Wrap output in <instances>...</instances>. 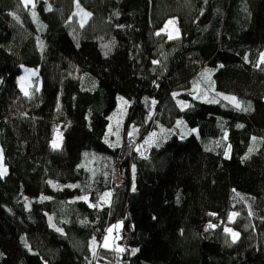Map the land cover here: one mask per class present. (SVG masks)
<instances>
[{
  "label": "trees",
  "instance_id": "16d2710c",
  "mask_svg": "<svg viewBox=\"0 0 264 264\" xmlns=\"http://www.w3.org/2000/svg\"><path fill=\"white\" fill-rule=\"evenodd\" d=\"M262 49L264 0H0V264H264ZM22 66L36 73L27 95ZM117 97L120 137L105 142ZM151 133L113 184L125 138ZM115 222L126 256L100 244Z\"/></svg>",
  "mask_w": 264,
  "mask_h": 264
},
{
  "label": "rangeland",
  "instance_id": "374dc122",
  "mask_svg": "<svg viewBox=\"0 0 264 264\" xmlns=\"http://www.w3.org/2000/svg\"><path fill=\"white\" fill-rule=\"evenodd\" d=\"M22 5L24 7H30L32 5V0H28V3L25 4L24 0H20ZM172 23H169V22ZM160 33H164L167 37L171 36H177L178 34V28H177V23H176V18H170L168 19L165 24L161 27V29L159 30ZM262 54H264V49H262L259 53V62H262ZM81 73V69L76 66L75 64H73L72 62L68 61L67 62V67H66V71L64 74L63 78H70L73 80H77L79 75ZM35 76L36 73L35 71H33L31 68H27L22 66L21 67V74L18 77V87L20 88V90L23 93H27L28 88L31 86V84L33 83V81H35ZM39 88V81H38V86L37 89ZM185 90H188V87L185 88ZM189 90L191 91V93H196L197 96H199L201 99H204L206 101H210V102H215V101H222L223 103H226L234 108H237L235 106V104L232 102L231 99H225V97H234L230 94H225V93H220V92H215L214 97L211 96V91L207 90L206 88L202 87L201 85H197L195 87V89L189 88ZM178 94V92H174L173 95ZM60 95H61V89L58 88L57 94H56V106L55 108H60L59 104L60 103ZM211 96V98H210ZM235 98V97H234ZM209 99V100H207ZM236 102H238L240 105V101H238L235 98ZM176 104L179 108H182L186 105L185 102H182L181 100H176ZM62 108V105H61ZM125 112V103L124 100L121 99L120 97H117L116 99V106L113 109V111L108 115V125L106 127V136L104 138V141L107 142L109 140V142L111 143H117L119 140V130L118 127L122 121V116ZM70 125V120L66 119L65 123L62 124L60 127H56L53 131V135H52V140L50 142V146L53 149H58L60 147L61 144V137L64 131L67 130V128ZM177 127L179 128V130L182 133H185L184 128L178 124ZM194 134L196 133L195 129L191 130ZM184 135H187V132L185 134L180 135V138H183ZM151 136H154V133H151ZM156 137V136H155ZM54 144L57 145L56 147H54ZM227 154V152H226ZM259 159V156L256 157L252 163H250V165H254L255 162ZM89 163H94L96 162V158H90L87 160ZM0 173H2L1 176L6 174V169L2 163V154H1V150H0ZM74 199H80V200H85V198L82 197H75ZM108 199L107 193H103L100 201L102 204H106ZM48 220V224L51 227H54L53 224L51 223L50 217L47 218ZM117 225H119V227H116ZM112 229L111 232H109V229ZM120 228V223L119 222H115L111 225H109L106 229L105 232L103 234V237L101 239L100 244L104 247H112L113 245H115L117 250H120V246L117 243V236H115L114 231H117ZM107 238V239H106ZM107 244V246H105ZM98 244H96L92 239L90 240V247L93 248V246H97Z\"/></svg>",
  "mask_w": 264,
  "mask_h": 264
},
{
  "label": "built area",
  "instance_id": "2783aa9c",
  "mask_svg": "<svg viewBox=\"0 0 264 264\" xmlns=\"http://www.w3.org/2000/svg\"><path fill=\"white\" fill-rule=\"evenodd\" d=\"M153 142V137L151 134L144 136L142 139L134 138L132 136H127L124 141V147L122 150L121 157L116 160L114 166L111 170L110 181L115 185H121L123 182V164L129 162L132 155L135 154L136 157L145 159L149 153V147ZM128 172H130L128 170ZM130 176V173H128ZM122 255L126 256L128 254L127 249L124 245L121 247Z\"/></svg>",
  "mask_w": 264,
  "mask_h": 264
},
{
  "label": "snow or ice",
  "instance_id": "6c2138e0",
  "mask_svg": "<svg viewBox=\"0 0 264 264\" xmlns=\"http://www.w3.org/2000/svg\"><path fill=\"white\" fill-rule=\"evenodd\" d=\"M24 2H25V4H27V3H28V0H24ZM169 23H172V22L170 21ZM169 38L171 39L172 37L169 36ZM262 62H264V54H262ZM25 95H27V93H25ZM225 99H231L232 102L235 104V106H236L237 108H240V104H239L238 102H236V100H235L234 97H231V98H229V97H225ZM213 102H214V101H213ZM56 146H57V145L54 144V147H56ZM0 175H2V173H0ZM85 199H86V198H85ZM116 227H119V225H117ZM209 227H215V225H209ZM108 231L111 232L112 229L110 228ZM225 231H226V232H231V229H225ZM232 235H233V240L235 241V238L238 236V234H237V233H232ZM106 239H107V238H106ZM105 246H107V244H106ZM120 251H122V249H120ZM134 253H135V250H133V254H134Z\"/></svg>",
  "mask_w": 264,
  "mask_h": 264
},
{
  "label": "crops",
  "instance_id": "0c3cea01",
  "mask_svg": "<svg viewBox=\"0 0 264 264\" xmlns=\"http://www.w3.org/2000/svg\"><path fill=\"white\" fill-rule=\"evenodd\" d=\"M195 87H196V86L192 87V89H195ZM192 94H193V95H196V93H194V92H193ZM214 94H215V93H211V96L214 97ZM211 96H210V98H211ZM56 103H57V102H56V99H55V106H56ZM59 106H60V108H55L56 111H62V108H61V105H60V104H59Z\"/></svg>",
  "mask_w": 264,
  "mask_h": 264
},
{
  "label": "water",
  "instance_id": "95a60500",
  "mask_svg": "<svg viewBox=\"0 0 264 264\" xmlns=\"http://www.w3.org/2000/svg\"><path fill=\"white\" fill-rule=\"evenodd\" d=\"M0 85H1V82H0Z\"/></svg>",
  "mask_w": 264,
  "mask_h": 264
}]
</instances>
